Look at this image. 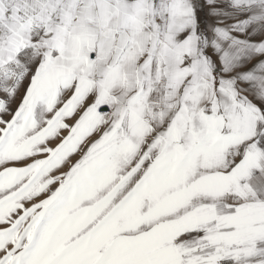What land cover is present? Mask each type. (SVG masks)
<instances>
[{
	"label": "snow or ice",
	"instance_id": "6c2138e0",
	"mask_svg": "<svg viewBox=\"0 0 264 264\" xmlns=\"http://www.w3.org/2000/svg\"><path fill=\"white\" fill-rule=\"evenodd\" d=\"M0 264H264V0H0Z\"/></svg>",
	"mask_w": 264,
	"mask_h": 264
}]
</instances>
